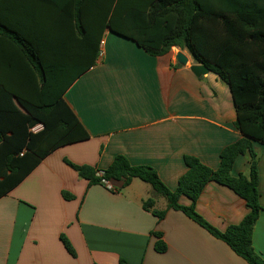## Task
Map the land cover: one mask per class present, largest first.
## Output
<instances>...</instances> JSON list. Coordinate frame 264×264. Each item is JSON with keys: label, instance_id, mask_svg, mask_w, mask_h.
I'll return each instance as SVG.
<instances>
[{"label": "crops", "instance_id": "1", "mask_svg": "<svg viewBox=\"0 0 264 264\" xmlns=\"http://www.w3.org/2000/svg\"><path fill=\"white\" fill-rule=\"evenodd\" d=\"M58 7L52 0H0V53L16 46L8 26L23 27L22 35H30L43 51L69 50L70 44L59 40ZM30 14L33 21L26 26ZM100 51L95 66L63 96L90 138L52 152L0 199V264H119L121 260L248 264L183 212L171 209L160 220L146 211L143 203L150 198L159 211L168 206L150 185L135 179L125 188L122 182H111L112 190L90 186L65 163L68 159L105 170L116 156L124 155L132 165L154 168L167 188L175 191L187 171L185 155L216 170L224 148L243 138L235 126L229 86L212 73L197 77L188 51L174 47L168 55L153 57L110 30L103 35ZM179 51L189 59L186 66L177 62ZM8 64L0 55L2 78ZM43 128L38 124L31 131L36 134ZM255 147L264 207V145L255 143ZM249 166L248 157L239 156L232 174L247 176ZM64 192L73 198L66 199ZM179 204L190 206L192 200L182 196ZM196 211L225 232L239 225L250 209L232 189L211 181L197 200ZM154 233L162 234L166 252H157ZM62 235L71 242L75 256L66 249ZM252 244L264 260V211Z\"/></svg>", "mask_w": 264, "mask_h": 264}, {"label": "trees", "instance_id": "2", "mask_svg": "<svg viewBox=\"0 0 264 264\" xmlns=\"http://www.w3.org/2000/svg\"><path fill=\"white\" fill-rule=\"evenodd\" d=\"M52 1L59 6L60 43L67 41L69 50L43 51L30 35H22L23 27H6L14 33L11 39L16 46L0 53L9 63L7 75L0 76V199L52 152L90 138L63 96L95 66L103 35L110 30L153 57L168 55L174 47L188 51L196 64L206 66L229 86L236 109L235 126L243 138L224 148L216 170L195 156L185 155L187 171L175 191L167 188L154 168L132 165L124 155L116 156L105 170L76 165L68 159L65 163L90 186H105L104 182L109 181L122 182L125 188L135 179L150 185L168 206L159 211L150 198L143 203L146 211L160 220L171 209L181 211L248 264H264L252 244L255 225L264 211L259 191L260 156L255 147V143L264 145V0ZM32 16H26V26L33 21ZM38 124L44 128L35 134L31 129ZM239 156L249 159L247 176L232 174ZM211 181L232 189L250 209L239 225L225 232L196 211V202ZM64 196L73 198L66 192ZM182 196L191 199L192 204L180 205ZM154 235L158 238L157 252H166L162 234ZM61 240L75 256L68 238L62 235ZM119 264L127 262L121 260Z\"/></svg>", "mask_w": 264, "mask_h": 264}, {"label": "water", "instance_id": "3", "mask_svg": "<svg viewBox=\"0 0 264 264\" xmlns=\"http://www.w3.org/2000/svg\"><path fill=\"white\" fill-rule=\"evenodd\" d=\"M177 62L182 65V66H186L189 62V59L188 57L181 51L178 52L177 54ZM191 71L197 76V77H201V76H204V75H207L210 73L209 69L202 65V64H195V65H192L191 67Z\"/></svg>", "mask_w": 264, "mask_h": 264}, {"label": "built area", "instance_id": "4", "mask_svg": "<svg viewBox=\"0 0 264 264\" xmlns=\"http://www.w3.org/2000/svg\"><path fill=\"white\" fill-rule=\"evenodd\" d=\"M104 184H105V186H106L107 188H109V189H111V190L114 189L113 186L111 185V182H109V181H105Z\"/></svg>", "mask_w": 264, "mask_h": 264}, {"label": "rangeland", "instance_id": "5", "mask_svg": "<svg viewBox=\"0 0 264 264\" xmlns=\"http://www.w3.org/2000/svg\"><path fill=\"white\" fill-rule=\"evenodd\" d=\"M147 187H149V188H150V186H148V185H147Z\"/></svg>", "mask_w": 264, "mask_h": 264}]
</instances>
